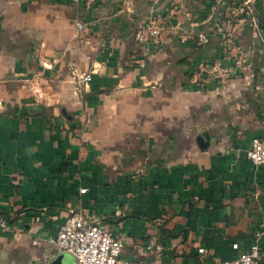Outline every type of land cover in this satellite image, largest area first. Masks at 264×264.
Wrapping results in <instances>:
<instances>
[{
	"label": "crops",
	"instance_id": "crops-1",
	"mask_svg": "<svg viewBox=\"0 0 264 264\" xmlns=\"http://www.w3.org/2000/svg\"><path fill=\"white\" fill-rule=\"evenodd\" d=\"M87 1L0 0V264H76L52 246L72 211L131 264L236 260L258 234L264 255V166L245 154L264 135V0L251 17L246 0ZM153 17L163 41L142 46ZM223 19L250 70L202 90ZM71 64L93 72L81 94Z\"/></svg>",
	"mask_w": 264,
	"mask_h": 264
},
{
	"label": "built area",
	"instance_id": "built-area-1",
	"mask_svg": "<svg viewBox=\"0 0 264 264\" xmlns=\"http://www.w3.org/2000/svg\"><path fill=\"white\" fill-rule=\"evenodd\" d=\"M95 0L87 1V9H91ZM250 0L238 8V15L253 16ZM231 20H221L215 25L217 32L224 33V44L219 59L202 63L193 73V82L202 90L210 85H226L235 78H239L250 70V61L245 48L235 41L234 25ZM257 27L256 19L253 20ZM168 20L163 17H153L145 22L136 32L135 39L142 46L157 47L163 41V32ZM79 30H84L82 23L77 24ZM183 42L195 41L199 45L210 43V34H183ZM70 70L78 78L80 87L77 93L87 90L93 81L92 73H81L75 64ZM247 159L255 167L264 166V135L254 138L245 151ZM82 194L86 190H81ZM3 230H8L7 220L1 222ZM252 243L250 249L241 254L236 260H222L214 264H261L264 255L261 253L260 234ZM52 246L58 253H68L75 257L76 264H131L122 258L123 244L118 236L103 226L100 222L88 221L81 213L72 211L66 222L61 226L58 234L52 240ZM205 253H208L206 250Z\"/></svg>",
	"mask_w": 264,
	"mask_h": 264
},
{
	"label": "rangeland",
	"instance_id": "rangeland-1",
	"mask_svg": "<svg viewBox=\"0 0 264 264\" xmlns=\"http://www.w3.org/2000/svg\"><path fill=\"white\" fill-rule=\"evenodd\" d=\"M243 5H244V3L241 6H243ZM250 5L252 6V2H250ZM232 24H233V21H232Z\"/></svg>",
	"mask_w": 264,
	"mask_h": 264
}]
</instances>
